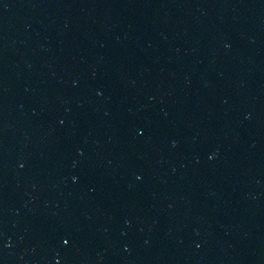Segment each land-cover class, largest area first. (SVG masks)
I'll list each match as a JSON object with an SVG mask.
<instances>
[{"label":"water","instance_id":"obj_1","mask_svg":"<svg viewBox=\"0 0 264 264\" xmlns=\"http://www.w3.org/2000/svg\"><path fill=\"white\" fill-rule=\"evenodd\" d=\"M0 264H264V0H0Z\"/></svg>","mask_w":264,"mask_h":264}]
</instances>
